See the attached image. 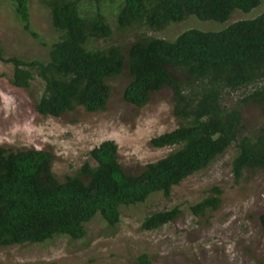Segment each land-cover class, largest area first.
<instances>
[{
    "label": "trees",
    "instance_id": "16d2710c",
    "mask_svg": "<svg viewBox=\"0 0 264 264\" xmlns=\"http://www.w3.org/2000/svg\"><path fill=\"white\" fill-rule=\"evenodd\" d=\"M4 1L11 4L22 31L37 39L30 27L28 0ZM40 2L47 7L56 33L45 59L3 57L0 47V61L12 66V86L28 90L34 79L41 84L33 110L54 118L76 107L101 111L109 96L107 80L125 71L121 98L132 106L141 107L162 88L169 90L176 126L151 137L148 143L173 148L145 163L138 173H127L118 162L116 144L102 140L88 150V161L73 176L58 181L51 171V150L0 146V247L40 243L59 235L79 239L95 215L114 226L120 207L142 203L152 193L167 198L172 186L206 167L231 145L234 180L247 171L264 172V12L218 31L187 29L172 41L136 37L124 46L96 47L90 45L91 40L111 35L100 0ZM258 3L118 0L114 23L117 30L138 26L159 30L190 15L222 22L233 10L247 12ZM227 91H241L237 106L221 104L222 93ZM239 104H252L261 113V123L249 132ZM211 191L213 194L189 207L193 215L217 207L220 190L212 187ZM178 214L177 206L152 211L139 226L157 229ZM258 221L264 231V213ZM134 263L151 264L145 253L135 256Z\"/></svg>",
    "mask_w": 264,
    "mask_h": 264
},
{
    "label": "rangeland",
    "instance_id": "374dc122",
    "mask_svg": "<svg viewBox=\"0 0 264 264\" xmlns=\"http://www.w3.org/2000/svg\"><path fill=\"white\" fill-rule=\"evenodd\" d=\"M117 2L100 0L111 35L105 40H91V46H124L136 37L172 41L187 29L218 31L231 22L264 12V0H259L247 12L233 10L222 22L198 20L190 15L159 30L144 26L117 30ZM28 8L30 27L37 39L22 31L11 4L0 0L3 57L44 60L48 46L56 40L47 7L40 0H28ZM11 72V64L0 61V146L51 150V171L58 181L73 176L88 161V150L102 140L116 144L118 162L127 173H138L145 163L173 148H155L148 143L151 137L176 126L167 88L151 94L141 107L132 106L121 98L126 81L123 71L107 80L109 96L103 110L86 112L76 107L54 118L41 116L32 108L41 93V84L34 79L28 90L14 87L9 82ZM240 95L241 91L223 92L221 104L237 106ZM238 109L246 132L261 123L256 106L239 104ZM233 155L231 145L206 167L172 186L167 198L152 193L142 203L120 207L119 221L114 226L95 215L85 224V233L79 239L59 235L40 243L0 247V264H135L134 258L140 253H145L151 264H264V231L258 221L264 213V172L247 171L234 180L230 172ZM212 187L220 190L217 207L203 215H193L189 207L213 194ZM172 206L179 209L172 221L153 230L140 228L144 215Z\"/></svg>",
    "mask_w": 264,
    "mask_h": 264
}]
</instances>
